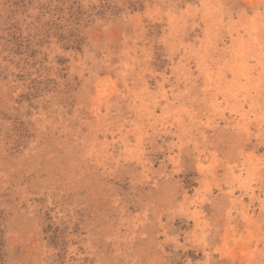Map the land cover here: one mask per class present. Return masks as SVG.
<instances>
[{
  "label": "rangeland",
  "instance_id": "rangeland-1",
  "mask_svg": "<svg viewBox=\"0 0 264 264\" xmlns=\"http://www.w3.org/2000/svg\"><path fill=\"white\" fill-rule=\"evenodd\" d=\"M0 264H264V0H0Z\"/></svg>",
  "mask_w": 264,
  "mask_h": 264
}]
</instances>
